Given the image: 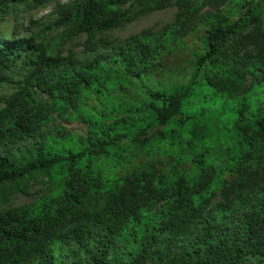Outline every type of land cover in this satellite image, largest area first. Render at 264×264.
Returning a JSON list of instances; mask_svg holds the SVG:
<instances>
[{"label":"trees","instance_id":"16d2710c","mask_svg":"<svg viewBox=\"0 0 264 264\" xmlns=\"http://www.w3.org/2000/svg\"><path fill=\"white\" fill-rule=\"evenodd\" d=\"M51 2L58 34L0 42V264H264V0H0V21ZM28 182L47 192L9 205Z\"/></svg>","mask_w":264,"mask_h":264},{"label":"rangeland","instance_id":"374dc122","mask_svg":"<svg viewBox=\"0 0 264 264\" xmlns=\"http://www.w3.org/2000/svg\"><path fill=\"white\" fill-rule=\"evenodd\" d=\"M176 9L174 7L164 10L152 12L150 14L141 16L134 21L125 24L124 26L112 30L111 35L118 41L124 40L126 37L138 33L146 28L159 29L165 24L169 23ZM56 16V6L54 2L48 3L42 7L36 9H26L23 5H16L14 10L8 14L2 21H0V42H11L13 40H20L28 38L31 35H36L39 32L44 31V38L54 36L58 34L56 30H46V26L50 24ZM84 37H78L71 40L65 46V51L70 49L79 53L80 57L84 55L80 54L81 47L79 42ZM10 90L6 87H0V107L1 97L8 95ZM70 132L80 134L84 129L83 125L77 121L71 123H63ZM46 185L34 184L28 182L23 187L24 192H17L13 194L9 199L8 204L13 207L19 206H31L40 196L47 192ZM252 264V263H251Z\"/></svg>","mask_w":264,"mask_h":264}]
</instances>
